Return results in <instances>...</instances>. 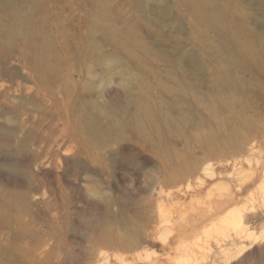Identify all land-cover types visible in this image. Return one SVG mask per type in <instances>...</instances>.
I'll use <instances>...</instances> for the list:
<instances>
[{
  "label": "rangeland",
  "instance_id": "374dc122",
  "mask_svg": "<svg viewBox=\"0 0 264 264\" xmlns=\"http://www.w3.org/2000/svg\"><path fill=\"white\" fill-rule=\"evenodd\" d=\"M205 1L0 0V264H264V0Z\"/></svg>",
  "mask_w": 264,
  "mask_h": 264
},
{
  "label": "bare ground",
  "instance_id": "6f19581e",
  "mask_svg": "<svg viewBox=\"0 0 264 264\" xmlns=\"http://www.w3.org/2000/svg\"><path fill=\"white\" fill-rule=\"evenodd\" d=\"M193 1H194V4H196V7H197L198 11L201 14H205L207 12L208 1H205V0H193ZM210 15H211V20L213 22H214V20L215 21H220L221 20V17L223 16L222 13H221V10L215 11V12H213ZM38 46H40V45H38ZM42 46H41L42 52H41L40 48H38L39 49V52L38 53H39V57H40V59L38 61H42L43 62V61H45V60L48 59V56H47L48 54L45 52V49ZM141 113H145L147 115V114H149V109L148 108H145V109H143L141 111ZM239 238L244 239V240H249L251 242V245H253V243H255L257 241L258 236H257V233L256 232L251 231V230H249L246 227L245 228L243 227V233H241V235H239ZM227 252H229V250L228 251H223V254L224 255H227Z\"/></svg>",
  "mask_w": 264,
  "mask_h": 264
}]
</instances>
